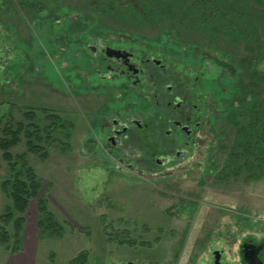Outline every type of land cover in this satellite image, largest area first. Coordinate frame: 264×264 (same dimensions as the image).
<instances>
[{
    "label": "rangeland",
    "instance_id": "374dc122",
    "mask_svg": "<svg viewBox=\"0 0 264 264\" xmlns=\"http://www.w3.org/2000/svg\"><path fill=\"white\" fill-rule=\"evenodd\" d=\"M114 40L161 50L209 78L203 89L213 111L198 142L159 172L118 161L98 137L99 112L135 100L92 93L87 45ZM261 48L264 0H0V129L3 115L48 127L57 115L72 126L68 139L45 143L46 159L27 153L24 138L11 150L27 153L40 196L64 225L60 238L40 234L36 199L14 214L25 225L20 251L10 250L13 223L1 217L15 211L4 185L10 168L1 160L0 229L9 241L0 244V264H71L82 252L87 264H209L215 248L223 264H242L240 240L264 239V133L258 151H238L258 139L240 138L249 114L228 108L244 98L234 92L240 83L245 106L254 95L262 105L255 110L264 127ZM77 75L89 79L82 89Z\"/></svg>",
    "mask_w": 264,
    "mask_h": 264
},
{
    "label": "flooded vegetation",
    "instance_id": "af4514ba",
    "mask_svg": "<svg viewBox=\"0 0 264 264\" xmlns=\"http://www.w3.org/2000/svg\"><path fill=\"white\" fill-rule=\"evenodd\" d=\"M103 43L87 45L92 59L88 77L93 74L95 79L92 93L113 92L118 99L135 100L117 110L99 112V139H104L118 161H131L130 167L135 162L159 172L183 159L212 115L209 92L203 89L209 79L206 71L186 69L177 58L161 50H145L115 40ZM88 77L76 76L80 89L88 84ZM136 100H140L139 106L133 105ZM128 148L130 152L124 151ZM252 245L255 247L245 251L244 259L242 247ZM216 251L220 256L217 264H223L220 248L213 250L209 264H216ZM239 255L242 264H264V239L243 238Z\"/></svg>",
    "mask_w": 264,
    "mask_h": 264
},
{
    "label": "trees",
    "instance_id": "16d2710c",
    "mask_svg": "<svg viewBox=\"0 0 264 264\" xmlns=\"http://www.w3.org/2000/svg\"><path fill=\"white\" fill-rule=\"evenodd\" d=\"M239 34H242L241 30H238L237 39L239 38ZM252 36L253 38L256 36V31L254 29L252 32ZM259 51L263 53L264 48H261ZM245 91L246 87H243L239 83L237 88H235L234 92L237 95L243 94L244 98L243 100L239 101V106H229L228 110L230 111L228 113L229 115L230 112L233 115H237V113H241L242 115L246 113L249 114L250 118L247 123L243 125L245 129L240 132L242 133L240 134V138H244L245 135L249 133L255 136L258 140H255L254 144H249L248 146H245V144H242L241 142V144L237 145V150L240 151V149H242L244 150V152H249L251 151L250 148L253 146L254 150L258 151L261 147V143L263 142V137L261 136L262 133H264V131L262 130L264 128L262 126L263 118L262 115L259 114V109H262V105H257L256 95H254L251 97V102H248L249 104L245 106V97L249 96L248 94L244 93ZM255 109H258L259 112ZM35 113L36 112H27L25 116L27 118L29 117L32 121L37 117ZM4 117L8 119L4 120L6 121V123L3 124L5 127H3V129H0V151H2V155H0V163L1 160H4L8 163L10 168L11 176L9 180L4 183V185L6 186L5 188L9 190L13 210L15 211V213L9 210L10 213L1 218L5 217L3 220L6 221V223H13L12 226L14 229L15 240L14 246L13 248H10V250L14 253H17L22 247V239L25 225V219L21 216L27 212L30 202L32 200L37 199V227L40 234L43 236H49L50 238H60L64 234V225L49 209L48 200L45 198V195L40 196L42 183L36 175L35 170H33L29 166L26 156L27 153H34L40 155L41 158L46 159L47 155L45 152H43V150H45V147H43L45 143L47 141H54L56 137L60 135L63 138L57 141H64L62 139H68L72 130V126L69 127V124L66 123V121H61L57 115L51 116L52 120L54 121L52 123L50 122L49 127L37 123H30L27 125H25L24 123L17 124L14 123V119H11L6 115L2 116V118ZM47 117H49V115L46 116V119ZM23 138L26 140L25 145L27 148V153L18 154L16 157H14L11 153V150L20 145L23 141ZM32 140H36L38 144H35V142L33 144ZM16 213L21 216L13 219V216ZM8 241L9 233L6 232V230H4L3 228H1L0 244L6 245ZM122 243L125 242L122 241ZM87 262L88 253L82 252L79 256L75 257L71 261V264H87Z\"/></svg>",
    "mask_w": 264,
    "mask_h": 264
},
{
    "label": "water",
    "instance_id": "95a60500",
    "mask_svg": "<svg viewBox=\"0 0 264 264\" xmlns=\"http://www.w3.org/2000/svg\"><path fill=\"white\" fill-rule=\"evenodd\" d=\"M255 246L254 245H252V246H244V247H242V249H243V258L244 259H247V257H246V254H245V251L246 250H250V249H252V248H254ZM256 249V248H255ZM255 252L253 251H251V256H254L255 254H254ZM215 257H216V264L218 263V261H219V258H220V256H219V251H216V253H215ZM128 264H133V263H128Z\"/></svg>",
    "mask_w": 264,
    "mask_h": 264
}]
</instances>
